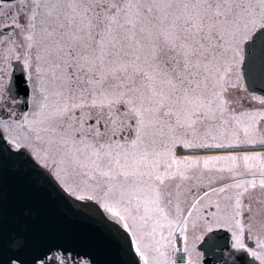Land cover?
I'll use <instances>...</instances> for the list:
<instances>
[{
	"label": "snow or ice",
	"instance_id": "snow-or-ice-1",
	"mask_svg": "<svg viewBox=\"0 0 264 264\" xmlns=\"http://www.w3.org/2000/svg\"><path fill=\"white\" fill-rule=\"evenodd\" d=\"M33 3L28 27L35 31L41 0ZM43 6V43L36 57L41 63L36 71L41 74L44 96L36 115H46L49 95L60 97L63 106H55L46 118L63 115L69 110L68 101L77 98L86 103L90 97L93 107H111L114 103L127 106L136 118V137L130 143L100 144L98 148L84 144L70 151L86 152L90 159L81 166L90 165L108 178L109 191L104 193L106 202L102 207L123 221L125 229L132 230L135 250L144 264H149L148 254L152 251L164 257L153 258L152 264H172L160 251L165 244L171 246V232L169 238L161 237L164 243L153 239L150 244H142L144 235L155 237L156 227L147 234L137 231V220L146 223L153 217L156 225L163 226V220L171 231L183 232L187 227L191 212L170 220L161 206L166 181L187 179V169L200 160L204 168H209L211 161H229L227 170L238 175L234 172L238 160L250 170L256 166L249 161L260 159V153L178 159L172 148L177 143L185 148L226 146L181 140L177 135L181 130L195 135L198 123L206 124L209 130L215 122L230 124L234 140L239 139L238 130L242 128L243 142H256L249 138L250 132L264 121V112L228 115L224 93L226 77L243 59L244 42L252 41L251 48L259 40L264 52V0H69L63 6L45 0ZM16 23L4 27H15ZM26 39L32 48L34 36L29 34ZM83 103H72V108L82 107ZM260 103L264 104V99ZM258 142L264 144V139ZM62 143L76 142L62 139ZM258 170L259 186L264 188V163ZM256 186L254 179L241 180L214 190L225 192L230 187L240 191L235 193V204L226 205L222 214H212L211 220L200 217L206 226L228 228L233 248H246L239 219L241 198ZM207 231L212 228L208 226ZM259 247L264 248V242ZM250 254L264 264V252Z\"/></svg>",
	"mask_w": 264,
	"mask_h": 264
},
{
	"label": "flooded vegetation",
	"instance_id": "flooded-vegetation-1",
	"mask_svg": "<svg viewBox=\"0 0 264 264\" xmlns=\"http://www.w3.org/2000/svg\"><path fill=\"white\" fill-rule=\"evenodd\" d=\"M32 5L33 2L31 0H0V122L10 119L17 123L18 120L20 121L23 119L22 117H24L25 114L27 115L31 104L37 101H42L41 98L44 96V93L41 92V74L36 71L38 63H41L36 59L37 53L40 51L43 43L39 30V26L41 25L34 21L37 26L35 31L28 27L29 23H32L30 20V12H32L30 7H32ZM14 21H18L15 27H4V25H12ZM29 34L34 36L35 42L32 48L28 47L30 42L26 39V36ZM13 74L16 76L17 74H20V79L24 87H26L27 95L25 101L27 102V109H25L23 113L18 110L22 102L21 96L15 94L13 95L12 92L7 90L9 79H11ZM240 77V85L237 88L238 90H234L233 98L231 99L233 102V114L238 115L242 111L255 113L264 112V104L260 103V101L264 99V95L248 92V90L245 89L243 80ZM0 129L1 133H3L1 123ZM3 135L5 136V133H3ZM238 135L239 139L234 140L232 138V143L229 142L230 146L228 143H225L224 145L226 146L220 148H185L182 144L178 143L173 146L172 151L174 155L180 156L181 158L186 156L190 157L192 155L199 157L205 153H209L211 155L224 153L223 156H242L244 154L251 153L261 154L259 160L249 161L250 164L256 166L250 170L245 169L243 160H238L237 167L234 169L235 173H239L238 175L227 170L230 162L222 164L220 161H213V163H210L209 168H204V165L200 163V160L198 164L187 169L186 180L190 185L182 194L183 198H190V200L187 201L185 208H182L183 206L180 208V211L182 210V214L188 216L189 212L192 214L195 213L194 211L197 210L198 206L193 208V204H195V201L199 198H205V193H207L208 197L211 195V197L217 198L218 196L223 197L225 194H228V192H233L232 203L234 205L235 193L240 190L235 188L228 190L230 187H227L225 192L214 190L225 188L227 185H232L241 180L246 181L254 179L257 186L254 189L249 188L248 192H246L241 198V209H243V211H241V215L246 218L243 219L245 227L242 237L246 248H233L232 233L228 230V228L216 226L215 228L211 227V232H208L207 229L202 231L201 237L203 238L193 243L195 246L194 249L198 254L197 256L194 255V249L188 245L189 241L192 239L187 228H185L183 232L177 229L176 231H171V246L165 244V246L160 249V251L164 252L166 257L171 260L172 264H203L206 259H208V262L214 264H247L246 260L248 256L257 262V264H261L260 261H256V257L250 254V250L254 247L256 242L253 241L254 238L250 237L249 231L251 230V222L246 216L250 213H255L264 203V188L259 186L261 176L258 170L259 164L264 163V144L258 142L259 140L264 139V121L259 122L250 132L249 138L256 142L244 143L243 141L245 140V136L242 128L238 130ZM195 139L196 137L192 138V140ZM27 151L34 156L30 150ZM38 163H41L48 169V165L43 161H38ZM48 171L50 170L48 169ZM188 172H191V176H189ZM224 172H228V174H226L223 178L222 174ZM217 205L219 204L216 199L213 201V204L211 203L207 207L202 208L203 214L205 211H212L215 209L225 210V207L219 205L218 208ZM172 214L173 213L171 212L168 217L173 219L177 218L176 216H172ZM205 218H208V216L205 215ZM164 238H169V235ZM158 241L164 243L161 238ZM201 242H203V246L200 248L198 244ZM185 248L187 251L184 250ZM139 254L140 253H138L140 264H144V259ZM150 258H148L149 264H152L153 258L160 260L164 259V257H160L155 251L150 254ZM30 264L97 263L86 255L83 256V254L77 252L73 253V251H62L61 249L55 248L50 249L45 256L36 259Z\"/></svg>",
	"mask_w": 264,
	"mask_h": 264
},
{
	"label": "rangeland",
	"instance_id": "rangeland-1",
	"mask_svg": "<svg viewBox=\"0 0 264 264\" xmlns=\"http://www.w3.org/2000/svg\"><path fill=\"white\" fill-rule=\"evenodd\" d=\"M31 1L33 2V0ZM44 2L45 0H41V7L39 9L40 14L35 20L39 25H41V20L46 12L43 6ZM47 2H58L63 6L67 4L69 0H47ZM30 9L33 11L34 3ZM31 15L32 12H30V16ZM39 27L41 28V26ZM40 33L43 39V33L41 31ZM240 62L241 60L238 65H234L232 72L226 77L228 83L225 85L227 91L224 93V98L228 101L226 105L228 115L233 114V102L231 99L233 98L234 90L240 85V70H238ZM233 84L236 86L231 87ZM78 96L79 93H77V97ZM41 100L42 101L32 103L27 115L25 114L24 117H22L23 119L20 121L18 120L17 123L10 119L0 122L3 133H5L6 142L10 143L11 147H17V145L26 146L27 150H30L35 155L37 161H43L48 165V169L54 173L56 180L59 181V184L66 191H69L71 195L73 194L76 197L83 196L88 198L92 196V200H96L101 205L100 207L107 214L106 216L112 220L118 221L123 226V221H120L117 217H113L102 207V204L106 202L104 193L109 191L110 184L108 178L100 176L99 172L95 171L90 165L88 167L81 166L82 163H86L90 159L86 152H74L70 151V149L74 147L82 148L84 144H91L98 148L100 144L130 143L136 137V118L129 113L127 106L123 104L114 103L111 107L107 105L104 107H100L99 105L93 107L90 97L87 99L86 103H83L78 98L74 101L69 100V110L66 113L61 116L46 118L47 113L52 112L55 106L62 107L63 101L60 97L49 95L48 104L50 107L46 110V115L37 116L36 113L40 111V104L43 102V97ZM72 103H83V106L72 108ZM225 119H227V115ZM215 124L216 126L209 130L206 124L198 123L196 125L197 132L195 135L191 131L185 134L183 130L178 132L177 135L181 140L191 141L193 137H196V139L192 141L197 143L204 142L210 145L217 143H228L229 145V142L232 143V126L230 124L221 126L219 122H215ZM62 139H67L70 142L74 140L76 143L75 145L71 143L64 145ZM81 141H83V144ZM219 155L223 156L224 153L213 155L205 153L199 157ZM175 156L178 159H182L180 156ZM190 157L196 156L192 155ZM225 162L229 161H220L222 164ZM200 163L203 164V160H201ZM210 163H213V161ZM161 171H163V166H161ZM190 173L191 172H188L189 176H191ZM226 174H228V172L222 174L223 178ZM189 185L186 179H180L179 177L174 180L166 181V186L163 189L165 197L161 206L165 209L167 215L172 212V216H186L182 214V210L179 211V214L177 213V206L179 209L182 206V208H185L187 201L190 200V198L182 197L183 192L188 189ZM228 190H232V188H228ZM228 197H233V192H228V194H225L223 197L218 196L217 198H213L210 195L209 197L205 196V198H199L195 201V205L199 208L197 207V210L194 211L195 213L189 217L186 227L192 239L188 244L190 247L194 249L195 246L193 243L199 240L198 237H201V232L205 231L208 226L216 227L215 224L206 226L205 219H200V217L205 218V215H207L208 218L206 219L211 220L212 214L223 213L222 209H215L212 211H205L203 214L202 208L207 207L211 203L213 204V201L216 199L220 206L225 207L226 205H233L232 199L229 200L227 199ZM169 200H171L170 204L168 203ZM241 211H243V209L240 208V212ZM246 217L251 222V230L249 231L250 237L254 238L253 241L256 242L250 252L256 251L262 253L264 252V248L259 247V245L261 242H264V203L259 210L255 213H250ZM169 219L174 220L173 218ZM239 219L245 227L243 219L246 218L241 215ZM193 221H195V226ZM127 222L129 224L132 223L131 220ZM182 223L183 221L181 220V224ZM160 224L163 226L156 225V217L149 219L146 223L137 220L138 232H143L145 234L151 233L153 227H156L155 237L144 235L142 244H150L153 242V239L158 241L161 237H166L170 234L171 229L167 226L166 222L161 220ZM173 227H175V225ZM127 230L133 241L135 238L132 235V230ZM135 247L133 243V248ZM194 251V255L198 256L195 249ZM152 253L153 251L149 252L148 258H150V254ZM139 255L141 256V254ZM257 260L260 261L256 258V261Z\"/></svg>",
	"mask_w": 264,
	"mask_h": 264
},
{
	"label": "water",
	"instance_id": "water-1",
	"mask_svg": "<svg viewBox=\"0 0 264 264\" xmlns=\"http://www.w3.org/2000/svg\"><path fill=\"white\" fill-rule=\"evenodd\" d=\"M251 44L244 43L242 79L249 91L264 94V52L259 40ZM10 81L9 90L24 98L22 81ZM4 140L0 133V264H30L55 248L97 264H139L128 231L95 200L71 196L28 152ZM246 263L257 264L249 256Z\"/></svg>",
	"mask_w": 264,
	"mask_h": 264
},
{
	"label": "bare ground",
	"instance_id": "bare-ground-1",
	"mask_svg": "<svg viewBox=\"0 0 264 264\" xmlns=\"http://www.w3.org/2000/svg\"><path fill=\"white\" fill-rule=\"evenodd\" d=\"M21 78V76H20V74H17V76H16V79H20ZM17 88V87H16ZM67 251V250H66Z\"/></svg>",
	"mask_w": 264,
	"mask_h": 264
}]
</instances>
